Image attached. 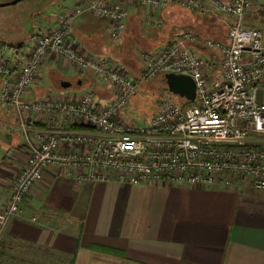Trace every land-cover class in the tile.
<instances>
[{"label":"built area","instance_id":"built-area-1","mask_svg":"<svg viewBox=\"0 0 264 264\" xmlns=\"http://www.w3.org/2000/svg\"><path fill=\"white\" fill-rule=\"evenodd\" d=\"M73 1L75 6L57 17L53 28L33 34L28 53H13L9 47L7 53L0 46V108L15 113L29 149L0 211V233L21 216L26 196L49 169L72 171L79 183L231 188L247 181L264 191V42L260 30L244 23L246 11L260 0H203L229 18L227 41L182 32L158 51L141 52L135 75L111 59L76 50L69 42L74 22L92 14L110 24L111 38L117 41L127 28L126 5L159 11L172 0ZM193 1L198 0L179 4L192 8ZM197 45L220 55L221 76L215 84L194 49ZM48 58L92 72L97 84L115 89L114 97L107 104L99 103L93 92L73 100H29L28 92ZM168 74L191 77L195 101L186 106L184 100L181 104L162 98L148 124H128L124 115L140 87ZM76 125L90 131L72 130Z\"/></svg>","mask_w":264,"mask_h":264},{"label":"crops","instance_id":"crops-1","mask_svg":"<svg viewBox=\"0 0 264 264\" xmlns=\"http://www.w3.org/2000/svg\"><path fill=\"white\" fill-rule=\"evenodd\" d=\"M73 7H61L42 31ZM126 8L120 51L113 49L110 24L92 14L74 22L69 42L85 55L110 56L135 75L139 54L160 50L170 35L161 23L162 12L156 17L148 7ZM194 49L215 84L221 76L220 55L199 45ZM72 74L85 88L82 93L70 92ZM64 82L72 86L63 88ZM86 92L107 104L115 89L97 84L92 72H79L64 59L48 58L27 98L73 100ZM18 124L13 111L0 108V211L29 155L24 140L20 143L13 133ZM0 235V264H264V191L247 181L231 188L79 183L72 171L49 169L26 196L21 216L12 218Z\"/></svg>","mask_w":264,"mask_h":264},{"label":"rangeland","instance_id":"rangeland-1","mask_svg":"<svg viewBox=\"0 0 264 264\" xmlns=\"http://www.w3.org/2000/svg\"><path fill=\"white\" fill-rule=\"evenodd\" d=\"M10 2L13 0H0V3ZM180 0H172L173 4H179ZM191 1V0H182ZM194 4L191 7H180L181 11L179 17L174 22L164 21L162 17V24H165L164 29L168 30L166 35H170L168 42L173 40L182 32L192 30L196 33H201L203 36L213 39H223L227 36L230 20L225 15L217 12L209 6L207 3L200 1H193ZM75 5L73 0H24L16 5L0 8V44L6 43L4 48L8 53L10 49L8 46L15 48L22 47L20 50H24V53H28L33 47L32 36L46 29L49 24V18L58 14L61 7H73ZM141 7V6H140ZM146 6H143V8ZM69 9V8H68ZM149 12L158 17L162 16L166 9L159 11L148 7ZM155 17V19H156ZM244 23L248 27L258 29L263 34L264 42V0H260L252 5L250 9L246 11ZM154 26V25H153ZM158 26V24H157ZM172 28V29H171ZM176 28V29H175ZM167 42V43H168ZM14 49L12 52L16 53ZM10 54V53H9ZM13 55V54H12ZM44 75V74H43ZM46 75L42 76L45 78ZM73 86L69 89L73 93H82L85 89L79 87L76 82L77 74L70 75ZM45 85V83H44ZM39 87H44L38 85ZM152 88V90H151ZM138 98L136 103L132 102L124 115L125 121L130 125L140 126L148 124L149 121L159 110V101L162 98L171 97L174 101L183 103V100L175 96H170L168 88L165 82V78L161 77L157 80L143 84L138 91ZM137 97V96H136ZM15 125H17L15 123ZM14 135L17 140L22 142L23 132L21 128H14Z\"/></svg>","mask_w":264,"mask_h":264},{"label":"water","instance_id":"water-1","mask_svg":"<svg viewBox=\"0 0 264 264\" xmlns=\"http://www.w3.org/2000/svg\"><path fill=\"white\" fill-rule=\"evenodd\" d=\"M24 0H13L10 2L0 3V8L16 5ZM203 2V0H198ZM165 82L168 91L175 97L182 99L186 102H194L196 99V85L191 77L168 74L165 76ZM63 88H70V82H64L61 85Z\"/></svg>","mask_w":264,"mask_h":264},{"label":"trees","instance_id":"trees-1","mask_svg":"<svg viewBox=\"0 0 264 264\" xmlns=\"http://www.w3.org/2000/svg\"><path fill=\"white\" fill-rule=\"evenodd\" d=\"M180 7H181V6H179L178 4H173V3H171L169 6H167V9L163 12V16H164L165 18H167L166 22L169 21L168 23L170 24V22H174V21L176 20V18L179 17V14H180V11H181ZM171 29H172V28H171ZM175 29H176V28H175ZM167 31H168V30L166 29V32H167ZM125 32H126V31H125ZM125 32L122 34V37H121L119 40H117V41L112 40V41L114 42V47H113L114 50H116V51H120V50H119V49H120V46H123L121 40L124 39L123 36L125 37ZM126 40H128V37H127L124 41H126ZM124 41H123V42H124ZM129 42H130L129 45H130V46L132 45V49H135V48H136V47L134 46L135 44H134L133 42L130 41V38H129ZM125 44H126V43H125ZM0 46H2V47H6L7 44H6V43H1ZM8 47H9L10 49H12V50L16 49V50H19V52H21L22 50H20V49H21L23 46H22V47H17V48H15V47L9 45ZM132 51H133V50H132ZM133 52H134V51H133ZM99 57L112 59L113 62L119 64L118 61H115V60H114L112 57H110V56H107V57H105V56H99ZM151 90H152V88H151ZM113 95H115V94H113ZM137 98H138V95H137V97L133 98V100L131 101V103H132V102L136 103ZM190 104H191V102H186L184 105L188 106V105H190ZM130 105H131V104H130ZM29 125H30V124H29ZM33 125H34V127H38V128H45V127H46V126L43 125V124H33ZM31 126H32V125H31ZM71 129H72V130H76V131H90V129H89L88 127H86V126H81V125L72 126Z\"/></svg>","mask_w":264,"mask_h":264}]
</instances>
